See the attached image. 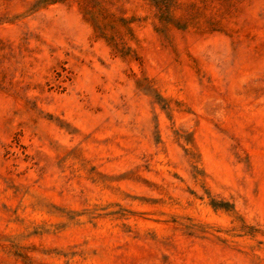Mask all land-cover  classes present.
I'll use <instances>...</instances> for the list:
<instances>
[{
    "label": "rangeland",
    "instance_id": "obj_1",
    "mask_svg": "<svg viewBox=\"0 0 264 264\" xmlns=\"http://www.w3.org/2000/svg\"><path fill=\"white\" fill-rule=\"evenodd\" d=\"M0 264H264V0H0Z\"/></svg>",
    "mask_w": 264,
    "mask_h": 264
}]
</instances>
